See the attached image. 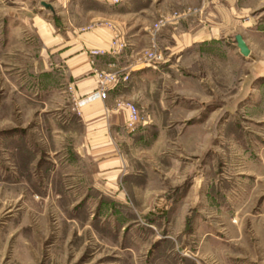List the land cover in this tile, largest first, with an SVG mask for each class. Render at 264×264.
Segmentation results:
<instances>
[{"label": "rangeland", "instance_id": "1", "mask_svg": "<svg viewBox=\"0 0 264 264\" xmlns=\"http://www.w3.org/2000/svg\"><path fill=\"white\" fill-rule=\"evenodd\" d=\"M60 1L0 0V264H264V0H239L216 38L182 53L165 28L205 10L168 11L150 21L134 61L152 32L164 59L114 66L130 71L121 90L154 71L132 101L146 123L124 145L150 179L117 185L73 157L81 136L56 133L81 117L72 85L40 94L26 73L41 48L33 23L51 29ZM67 97L72 115L57 110Z\"/></svg>", "mask_w": 264, "mask_h": 264}, {"label": "crops", "instance_id": "2", "mask_svg": "<svg viewBox=\"0 0 264 264\" xmlns=\"http://www.w3.org/2000/svg\"><path fill=\"white\" fill-rule=\"evenodd\" d=\"M86 1L90 0L60 1L61 7L54 11L51 29L37 19L33 23L41 48L26 65V73L36 75L34 83L40 94L47 92L56 83V86L61 83L64 86L71 84L76 95L89 94L96 86L93 71L111 68L109 63L116 67H129L136 53L148 45L149 34L146 30L150 21L173 9L191 5L205 10V13L195 14L175 27L165 28L164 32L170 33L175 41V51L172 52L182 53L193 44L212 41L217 37L220 19L223 16L226 18V12L234 8L239 0H119L117 3L113 0H92L98 2L100 8L97 9L87 6ZM115 33L128 40L127 47L117 56L90 53L92 49H107ZM25 57L31 58L30 55ZM152 72L150 68L134 72L133 79L124 87L127 89L119 88L110 92L106 99H94L84 104L79 118L70 114L71 102L68 97L69 105H57V110L61 109V112L72 117L64 118L66 125L56 133L60 136H81L68 149L74 158L84 162V169L95 180L117 185V180L150 179L146 176L145 168L133 165L127 149L130 150L132 135L138 131H124L126 110L118 108L117 102H139L143 93L149 89L144 75ZM41 102L46 105L47 100ZM77 128L82 129L80 135L76 133ZM126 143L128 147L124 149ZM86 158L91 163L86 162ZM91 164L94 169L90 167Z\"/></svg>", "mask_w": 264, "mask_h": 264}, {"label": "built area", "instance_id": "3", "mask_svg": "<svg viewBox=\"0 0 264 264\" xmlns=\"http://www.w3.org/2000/svg\"><path fill=\"white\" fill-rule=\"evenodd\" d=\"M119 0H113L114 3H117ZM185 12L179 16H184ZM167 21V19H166ZM160 27V22L155 24V29ZM127 47V41L119 33L111 38L107 49H92L90 50L91 54H110L112 56H117L122 50ZM164 53L160 50L155 41V33L152 32L150 37V45L145 48L142 53L139 55L138 59L134 61V65L144 64L142 66H151L154 67L157 63L164 59ZM111 66L110 70L95 69L93 71L96 86L92 92L84 96H79L75 94V91L72 89V86L68 87V90L71 93L72 101L74 102V107L76 112L81 114V107L94 100V99H106L108 94L118 87L124 85L130 77V71H120L114 69V64L109 63ZM140 67V66H139ZM136 68V67H135ZM118 108H124L126 110V120L124 126L127 131H134V129L139 124H145L146 121L143 120L139 107L136 103L132 101H118Z\"/></svg>", "mask_w": 264, "mask_h": 264}, {"label": "water", "instance_id": "4", "mask_svg": "<svg viewBox=\"0 0 264 264\" xmlns=\"http://www.w3.org/2000/svg\"><path fill=\"white\" fill-rule=\"evenodd\" d=\"M235 40H236V44H237V47L239 48L240 52L243 55H247L249 53V48L247 47L242 36L240 34L235 35Z\"/></svg>", "mask_w": 264, "mask_h": 264}]
</instances>
